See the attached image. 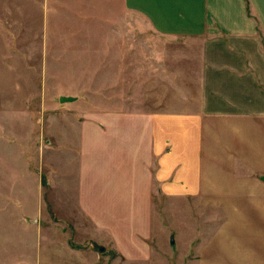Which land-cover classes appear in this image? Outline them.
Listing matches in <instances>:
<instances>
[{
	"label": "rangeland",
	"instance_id": "1",
	"mask_svg": "<svg viewBox=\"0 0 264 264\" xmlns=\"http://www.w3.org/2000/svg\"><path fill=\"white\" fill-rule=\"evenodd\" d=\"M50 1L27 6L32 21L0 20V264L215 263L184 257L188 242L221 231L220 219H209L216 214L195 212L200 199L154 198L149 258H125L79 212L67 152L90 112L195 111L198 42L157 36L126 10L119 21L99 12L58 17ZM61 94L78 98L61 104ZM218 159L221 172L234 171Z\"/></svg>",
	"mask_w": 264,
	"mask_h": 264
},
{
	"label": "crops",
	"instance_id": "2",
	"mask_svg": "<svg viewBox=\"0 0 264 264\" xmlns=\"http://www.w3.org/2000/svg\"><path fill=\"white\" fill-rule=\"evenodd\" d=\"M37 4L41 0H0L6 8L0 20L32 21L27 6ZM50 5L56 16L60 10L78 16L75 20L99 12L119 21L126 10L157 36L198 42L195 111L90 112L76 127L67 152L76 162L79 212L106 230L125 258L142 260L150 253L153 199L186 204L200 199L195 212L216 214L209 219H220L221 231L199 245L188 242L186 260L264 264V0H51ZM62 96L73 98L68 104L78 98L61 94L58 102ZM219 154L234 171L217 168Z\"/></svg>",
	"mask_w": 264,
	"mask_h": 264
},
{
	"label": "water",
	"instance_id": "3",
	"mask_svg": "<svg viewBox=\"0 0 264 264\" xmlns=\"http://www.w3.org/2000/svg\"><path fill=\"white\" fill-rule=\"evenodd\" d=\"M72 99H73L72 97H63V96H62V97L59 98V102H60V103H67V102H71ZM98 249H99L100 251H102V250H103V247H99Z\"/></svg>",
	"mask_w": 264,
	"mask_h": 264
}]
</instances>
